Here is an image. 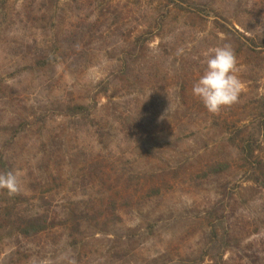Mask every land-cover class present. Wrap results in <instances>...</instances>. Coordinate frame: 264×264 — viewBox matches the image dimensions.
Listing matches in <instances>:
<instances>
[{
    "label": "rangeland",
    "instance_id": "obj_1",
    "mask_svg": "<svg viewBox=\"0 0 264 264\" xmlns=\"http://www.w3.org/2000/svg\"><path fill=\"white\" fill-rule=\"evenodd\" d=\"M193 1L234 36L165 0H0V172L21 174L0 190V264H264V188L241 151L252 138L264 164V0ZM225 43L243 88L212 114L192 88ZM13 214L50 227L21 237Z\"/></svg>",
    "mask_w": 264,
    "mask_h": 264
},
{
    "label": "clouds",
    "instance_id": "obj_2",
    "mask_svg": "<svg viewBox=\"0 0 264 264\" xmlns=\"http://www.w3.org/2000/svg\"><path fill=\"white\" fill-rule=\"evenodd\" d=\"M183 49L177 50V55ZM237 58L230 44L216 47L206 59V68L193 85L192 94L197 97L206 110L218 114L239 102L242 82L236 75ZM0 190L14 196L21 191V174L17 171L0 172ZM31 264H78L76 258L68 253L59 255L55 260H33Z\"/></svg>",
    "mask_w": 264,
    "mask_h": 264
},
{
    "label": "trees",
    "instance_id": "obj_3",
    "mask_svg": "<svg viewBox=\"0 0 264 264\" xmlns=\"http://www.w3.org/2000/svg\"><path fill=\"white\" fill-rule=\"evenodd\" d=\"M165 1L170 2L171 4H173L174 6H176L181 10L195 13L196 15H200V16L215 18L214 24L216 28L220 31V33L230 38L234 36L232 31L228 27L227 22L223 18H221L220 14H218L215 9L208 7L207 4H201L193 0H177L180 1L181 4H178L176 2L175 4L174 0H165ZM184 5L185 6L187 5V7H184ZM236 32L245 41V44H243L240 39H236V42H238L240 46L241 45L245 46L246 49L251 53H254L258 49L257 44L254 43V40L250 37H247V35H245L247 32L243 34L239 33L238 31ZM258 41L260 43H264V40H258ZM80 110L81 108L75 107L71 109V112L77 114L78 111ZM29 124H30L29 121H22L17 125L12 124L6 126L7 129L5 130L8 132V136L5 142L6 144L5 147L11 149L12 144L17 139H19V137L24 136L27 133ZM242 143H243L241 147V151L243 152L242 157L245 164H247L250 168V175H251L250 178L254 183H257L262 188H264V164L259 158V156H257L256 154V149L258 148V146H256L257 143L252 138H249L247 142L242 140ZM5 160H6L5 154L0 155V168L2 169H5L7 165ZM210 169L211 171L213 170L215 171V169L212 170V167ZM70 215L71 216L69 217L72 220V222H76V217H78L79 214L72 212ZM8 218H9L8 221L15 229L17 234L24 238L34 237L40 233H43V231H45L46 229L48 230L51 221L49 217L46 216L45 214L42 215L38 214L35 216H19L13 214L12 216L9 215Z\"/></svg>",
    "mask_w": 264,
    "mask_h": 264
}]
</instances>
